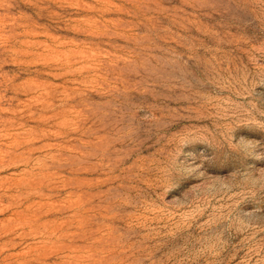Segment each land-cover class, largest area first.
I'll use <instances>...</instances> for the list:
<instances>
[{"label": "rangeland", "instance_id": "1", "mask_svg": "<svg viewBox=\"0 0 264 264\" xmlns=\"http://www.w3.org/2000/svg\"><path fill=\"white\" fill-rule=\"evenodd\" d=\"M0 264H264V0H0Z\"/></svg>", "mask_w": 264, "mask_h": 264}]
</instances>
